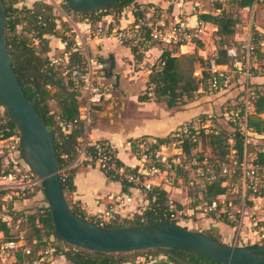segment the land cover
Wrapping results in <instances>:
<instances>
[{"label":"built area","instance_id":"2783aa9c","mask_svg":"<svg viewBox=\"0 0 264 264\" xmlns=\"http://www.w3.org/2000/svg\"><path fill=\"white\" fill-rule=\"evenodd\" d=\"M52 1L55 3L58 20L68 25L70 44L68 48L62 49L61 55L50 57L48 65L59 69L64 79L71 81L78 89L79 95L82 94V106L79 107L78 118L72 121H59L63 132L74 128L77 122L80 123V136L75 146L76 155L67 165L58 169L59 176L84 164L96 165L106 177H110L108 173L111 171L118 179L125 181L137 191L141 195V200L145 199L146 206H142L143 208L129 209L128 213L135 215H142L148 206L147 191L155 186L163 188L164 184L170 185L171 180H180L179 173H189L193 176L187 182L190 186L195 184V178L207 183L221 181L224 191L209 202L198 206L206 213L216 211L229 213L228 194L233 181L237 179L241 184L243 196L264 199V160L261 161L259 157L262 153L264 158V149H257L252 157L251 151L244 144L239 154L234 145L235 133H231L227 138V151L222 157L205 154L194 157L191 153L192 146L189 151L183 149L184 143L196 140L199 129H202L203 133H209L212 130L209 126L215 120H219L217 117H223L230 126L234 127L233 130L241 127L239 135H243L244 141L248 142V137L255 136L246 128L247 115L252 112L248 101H244L241 105L239 102L238 105L226 103L224 110H220L218 114L206 113L204 119L206 124L200 128L193 123L182 124L167 136V142L157 147L154 146L155 140L148 138L130 140V151L139 162L137 166L116 165L118 157L109 141L104 139L89 141L88 132L92 123L93 105L103 95L98 73L104 67L102 59L91 52V42L113 39L121 45L134 48V54L140 56V63L144 53L153 44L178 48L184 53L192 54L197 48L199 27L188 25L187 21L180 17L184 0H164L163 6L151 3L135 7L132 9L131 21L125 24H121L120 19L114 21L112 18H106V15L100 21L91 23L87 17L65 10L61 0ZM250 9L249 6H243L241 11L248 12ZM250 36L249 40L235 39L226 46L224 48L226 57L234 59L240 53L242 58L248 59V53H253L254 50L256 52L257 48L264 52V38H258L253 33ZM198 55L209 72L204 86L205 92H226L230 79L225 65L217 60L218 52H206L202 49ZM254 94L255 90L251 96ZM3 111L4 108L0 105V122H3L1 118ZM88 145L93 147L92 151L87 150ZM198 145L200 147V144ZM168 175H171V179ZM39 199L45 202L44 205H39L38 209L43 212L48 204L42 193L40 179L29 170L20 156L19 134L12 133L4 137L0 133V264H54L52 260L58 255L54 237L44 246L36 247L28 244L22 233L13 235L11 229L13 223L24 221L28 214L33 212L22 209L23 206L29 207L30 202ZM125 199L128 202L130 200L129 197ZM168 204L169 211H173V202L169 200ZM113 206L104 211L96 224L105 226L106 223L115 220L118 213ZM1 224H4L7 231ZM60 255L62 260L56 264H67L64 252Z\"/></svg>","mask_w":264,"mask_h":264},{"label":"trees","instance_id":"16d2710c","mask_svg":"<svg viewBox=\"0 0 264 264\" xmlns=\"http://www.w3.org/2000/svg\"><path fill=\"white\" fill-rule=\"evenodd\" d=\"M3 1L6 7L7 16L6 45L12 56L11 66L18 78L24 95L34 105L40 118L44 121L47 129L52 134L57 167L58 169H61L76 155L75 146L77 144V138L80 136V123L77 122L74 128L63 132L59 125V121H72L78 118L79 103L77 97L79 91L71 81L63 79L56 69L48 65L47 53L50 50V47L47 36L50 35L59 38L64 44V49L68 48L70 44V36L67 33L68 25L67 23L58 20V17L53 13V6L46 0H36L32 3L31 7H27L26 5H21L20 7L16 6L15 4L21 0ZM228 1L239 8L243 6L253 7L264 4V0ZM130 4L134 7H138L135 0H120L108 5L103 10L85 13L72 12L81 15V17H87L91 23L100 21L105 15H110L114 21H118L121 12ZM62 6L65 10L71 11L64 3ZM214 6L220 9L218 13H199L197 15L198 20L214 24L216 35L220 37H232L237 32L236 28H238L239 17L225 11L221 2L216 1ZM19 25L22 27L21 31H17ZM28 30H32L31 35H26ZM252 30L255 36L259 33L260 35L257 37L264 38V31H257L254 27H252ZM131 50L134 54V48H131ZM256 53L258 59L261 62H264V52H261L259 48H257ZM134 58L138 61L140 56L134 54ZM217 60L223 65L229 63V58L226 57L224 48L219 47ZM194 65L201 67L200 77L193 75ZM208 77L209 72L205 67L204 61L200 57L192 54L176 55L171 49L165 48L162 50L157 61L151 65V69L147 75L145 91L138 96V100L164 102L171 108L182 104L185 101L192 99L194 95H197L199 88L206 86ZM261 85L264 88V81ZM48 86L54 88L53 93H50ZM260 89V87L255 88V94L251 96L248 101L252 108V112L247 115L246 128L249 129L257 139H264V118L261 116V114L264 113V91L261 92ZM49 100L55 102L54 108H50L48 103ZM239 103L240 105L244 104V102ZM1 118L3 122H0V133H2L4 137H7L12 133L18 134L16 126L9 119L5 110L3 111ZM215 131V129H212L206 134L203 133L202 129H199L196 135V140L184 143L183 149L189 151L191 146L195 147L200 144V147L202 146L203 148L211 149L216 157H222L227 151L228 144L226 141L228 137L224 136L223 134L225 133L220 129L217 130V132ZM139 138L146 137L141 136ZM234 138V145L238 149L239 154H241L244 144L249 148L248 143L244 141L242 135H237ZM167 141V137L163 140L155 139L156 144H154V146L157 147ZM87 150L92 151L93 147L88 145ZM262 156V153L259 154L261 161L264 160ZM121 164L123 163L118 159L116 165ZM74 170L75 169H71L64 173V175H60V185L62 192L65 195L70 194L74 190ZM108 174L110 176L108 178L117 180L121 183L123 191L127 192L129 187H131L125 181L118 179L117 175H113L111 171ZM203 184L205 202H209L225 189L221 185L220 180H216L212 183L204 182ZM146 199L148 200V206L144 209L142 215H135L132 218L121 217L118 215L115 220L106 223L105 226L114 228L154 223L158 221L176 223V219L172 217L174 210L169 211V199L166 195L165 189L160 186L153 187L151 190L147 191ZM72 203L73 204H69L68 202L74 214L86 221L98 223L100 220L99 216H90L78 205L77 202L72 201ZM174 205L177 209L182 207L179 203H174ZM28 220L33 231V235H30L31 242L28 244L42 247L48 240L53 238V224L49 207H46L43 212L35 210L29 213ZM220 220L228 223L226 219ZM1 226L7 231L4 224H1ZM214 231V228H210L208 233L203 234L219 240L216 234H212ZM54 244L57 248V253L61 254L64 252L60 243L54 242ZM172 251L179 257L191 261L194 264H218L199 256L176 250ZM71 253L78 258L81 264H122L126 261V258L121 256L120 253H116V255L115 253L89 254L80 250H71ZM167 258V261L169 262L168 264H180L168 256ZM67 264L76 263L68 262Z\"/></svg>","mask_w":264,"mask_h":264},{"label":"crops","instance_id":"0c3cea01","mask_svg":"<svg viewBox=\"0 0 264 264\" xmlns=\"http://www.w3.org/2000/svg\"><path fill=\"white\" fill-rule=\"evenodd\" d=\"M34 1L36 0H23L22 4L31 7ZM203 1L205 0H192L186 4L188 6H185V9L181 8L180 10V17L184 18L188 25H198L199 27L197 48L194 50L196 54L200 53L202 49L206 52H218L219 49V46L213 44V40L210 37L211 34L208 35L206 32L207 28H211V32H215V26L210 22L198 20L197 15L204 12L216 14L220 9L215 6L211 10L205 8L202 5ZM135 2L138 6L151 3L161 6L165 4L164 0H135ZM133 8L135 7L130 5L121 12V24L131 21ZM241 8L240 13L242 12V15H246L247 12L241 11ZM250 8V11H252L253 7ZM262 11L264 12V7ZM106 18L111 19L112 17L106 15ZM255 25H251V27H256L257 31H264V28L262 29L260 26ZM250 31L253 32L252 29ZM227 38L228 40H233V42L235 39H246L245 37H238L237 32L232 37ZM49 47L50 50L47 55L50 58L51 56H56L59 52L61 53L64 44L59 38L49 36ZM165 48L171 49L176 55L181 53L178 48L174 49L153 44L144 53L142 63H140L139 60H135L130 47L121 45L113 39L93 40L90 44L91 52L102 59L104 67L98 73V81L102 87L103 95L98 102L94 103L88 138L89 141L100 139L109 141L114 147L118 159L127 166L133 167L139 164L130 151V140L141 136H145L150 140H163L182 124L192 123V121L194 124L198 114L214 113L210 112L212 109L211 103H203V101L219 97L215 103L220 107L221 100L229 96L228 94L221 96L222 92L216 93L215 96L206 92L201 93L203 90L199 89L198 95L200 98H196V100L186 103L184 106L177 105L171 108L164 102L138 100V96L143 93L142 90L146 86L149 71L147 66L154 64ZM200 71L201 68L198 70V77L201 76ZM77 100L81 108L82 94L78 95ZM201 103L203 105H200ZM208 107L210 111L205 109ZM219 107L218 110H221ZM80 108H78L79 112ZM261 116L264 118V113ZM73 184L74 190L68 194L69 198L73 202H77L88 215L93 217L99 216L101 218L104 211L112 205H114L115 211L121 217H125L129 209L135 208L138 203L146 206L145 199L141 200V195L137 191L131 187H129L127 192L123 191L119 181L106 177L96 165H80L76 167L73 175ZM167 187L169 185L163 186L165 191L168 190L169 192L170 190ZM172 188H174V192H176L175 189H181L174 186ZM186 194L185 191L183 195ZM126 197L130 198L129 202L126 201ZM169 197L175 200H179V197L181 198V196L172 197L170 195ZM199 198L201 199L202 197ZM262 218L259 217L255 219L256 221L238 219L237 224L233 223L234 225L220 219H189L186 222L187 225L182 224L188 229L202 233L214 228L219 241L231 243L232 240L239 239L240 241L243 240L241 242H243L244 246L253 243L263 244L264 215H262ZM254 223H257V225H254ZM235 228L237 229L236 231ZM145 255L147 254H140L133 261L132 257L128 258L122 264H168L164 261L158 263L157 259L149 257L150 254L147 259Z\"/></svg>","mask_w":264,"mask_h":264},{"label":"water","instance_id":"95a60500","mask_svg":"<svg viewBox=\"0 0 264 264\" xmlns=\"http://www.w3.org/2000/svg\"><path fill=\"white\" fill-rule=\"evenodd\" d=\"M75 12L103 10L120 0H61ZM6 7L0 0V105L19 134V151L29 170L40 179L53 224V237L64 247V259L81 264L71 250L93 253H132L152 250L180 264H194L172 250L218 264H264V245H230L178 223L158 221L124 227H106L74 214L62 192L51 132L24 95L11 66L6 45Z\"/></svg>","mask_w":264,"mask_h":264},{"label":"rangeland","instance_id":"374dc122","mask_svg":"<svg viewBox=\"0 0 264 264\" xmlns=\"http://www.w3.org/2000/svg\"><path fill=\"white\" fill-rule=\"evenodd\" d=\"M21 0L20 2H18L17 4H15L16 6L20 7L22 4ZM48 3H50L53 6V13L56 15V11H55V3L52 0H46ZM216 1H221L223 3V8L225 9V11H227L228 13L232 14V15H237L239 17V23L240 25H238V28H236L237 33H238V37H245L247 40H249V38L251 37L250 35L253 33L252 31H250L252 29L251 25L256 24L255 26H260L262 29L264 28V12L263 7L264 5H259L257 7L253 6V10L252 11H248L245 14L242 15V12L240 13V8L237 7L235 4L229 2L228 0H205L203 1L202 5L205 8H209L211 10V8H213V6L215 5ZM136 3V2H135ZM188 2L186 0H184L183 2V6L182 9H185V6ZM131 5V4H130ZM129 5V6H130ZM255 7V8H254ZM126 8V7H125ZM262 14V15H261ZM214 25V24H213ZM215 26V25H214ZM240 26V28H239ZM256 28V27H255ZM22 27L19 25L17 27V31H21ZM206 32L208 35H210L211 39L213 40V44L215 46H219L220 48H225L226 46H229L231 44V42H233V40H228L227 37H220L218 35H216V33L213 31L211 32V28H207ZM32 30H28V32H26V35H31ZM50 36V35H49ZM49 36L48 39H49ZM54 38H57L55 36H51ZM235 41V40H234ZM225 46V47H224ZM175 49V48H174ZM179 51V50H178ZM180 54H191V53H184L181 50ZM248 59H244L242 58V56L240 55V53L237 55V57H235L234 59H229V63H227L225 65V69L228 68V77L230 79V84H229V88L226 92H222L221 96H224L226 94H228L229 96H227V98H223L221 100V104L220 107L218 106V104L215 103L217 98H209V100L207 101H203V103H211L212 105V109L210 111V108H205V109H209L210 112H214V114H218L220 113V110H218V107L222 110H224V107L226 106V103H230L231 105H238V102H244V101H249L251 98V94L254 91L255 88L260 87V91H264L263 86L261 85V83L264 81V62H261L258 57H257V53L255 52V50L253 51V53H248ZM57 55H61L60 52ZM192 55L194 56H199L198 54H196L195 52L192 53ZM48 57V55H47ZM51 57H55V56H51ZM48 61H49V57H48ZM206 67V65H205ZM232 67V68H231ZM54 68V67H53ZM148 70L151 69V66H147ZM201 67L194 65V72L193 75L198 77V70H200ZM58 71V73L63 77L61 71L57 68H54ZM237 72H236V71ZM149 73V71H148ZM64 79V77H63ZM140 81V80H139ZM254 81V82H252ZM50 89V93L54 92V88L48 86ZM136 88V85H135ZM199 89H202L204 91H202L201 93L205 92L204 86L200 87ZM145 91V88L142 90V92ZM241 93V94H240ZM215 96L216 93H209ZM203 97V96H202ZM196 98H200L199 95H194L192 97V99L185 101L182 104H179L180 106H184L186 103H189L191 101L196 100ZM50 108H54L55 107V102H53L52 100L48 101ZM200 105H203L202 103ZM210 105V106H211ZM252 109V108H251ZM250 109V112H251ZM217 111V112H215ZM205 117L206 114H198L194 120V125L197 128L202 127L204 124H206L205 122ZM217 119L219 120H215L213 123H211V125L209 126L210 129H215V130H221L222 132H224L225 134H223L224 136L229 137V135H231V133H235V136H240L239 132L240 129L237 127L235 130L233 126H230L224 119L223 117H217ZM193 123V121H192ZM243 136V135H242ZM235 140V138H234ZM248 145L249 148L248 150L251 151V155L250 156H254L256 153H254L257 149H264V139H257L256 136L253 137H248ZM191 153L194 154V157L197 156H202V155H215L211 149L209 148H203L202 146L199 147V145L192 147L191 149ZM181 179L180 180H171V183L169 185V187H167L170 191L168 192V190L166 191V195L168 197V199L170 201L173 202V210H174V215L173 218L176 219V223H178L179 225L183 226V224L187 225V220L189 219H226L228 221L229 224L235 223L237 224L238 219H252V221H256L255 219H258L259 217L262 218V215H264V199L260 200L257 199L256 197H252L249 198L251 196L249 195H242V189H241V184L239 183V180H234L231 186V189L229 190V194H228V201L230 202V206L227 208L229 209V213H223L221 211H216V212H210V213H206L205 211H203L202 208L198 207L201 206L205 203V198H204V182L200 179H194L195 184L193 186L188 185V180L193 178V176L189 173L184 174V173H179ZM185 175V176H183ZM178 176V175H177ZM168 177L171 179V175H168ZM165 185V184H164ZM176 186L178 188L181 189H175L176 192H174V188H172L173 186ZM172 190V191H171ZM186 191V195H183V193ZM179 197L181 196V198L179 197L178 199H173L169 197ZM66 200L69 202V204H73L72 203V199L69 198V195H65ZM183 196V197H182ZM199 197H202L201 199ZM253 199V200H252ZM203 201V202H202ZM47 203V202H46ZM174 203H179L182 205V207L180 209H177L174 205ZM45 202L43 200H37V201H32L30 202V206H23L22 209L24 210H30V211H35L39 209V205H44ZM47 205V204H46ZM21 206V204H20ZM142 204H137L136 207H142ZM46 209V208H44ZM201 213V214H200ZM198 215V216H196ZM133 216H135V213H126L125 217L126 218H132ZM263 219V218H262ZM183 223V224H182ZM264 223V222H263ZM234 225V224H233ZM254 225H257V223H254ZM186 228V227H185ZM11 229L12 232L15 234H23L24 240L27 243L31 242V237L30 235H33V231L30 225V222L28 220V216L27 219H25L24 221H20L19 223L15 222L11 225ZM237 229L235 228V231ZM205 233H208L207 231H204ZM213 235L216 234V232L214 231L212 233ZM243 241V240H241ZM239 239H234L231 241V243H226V244H230V245H239V246H243V242H241ZM62 248L64 249V247L62 246ZM154 253V254H151ZM121 256L125 257L126 259L128 258H133V260H135L137 258V256H140V254H147L145 255L146 258L151 257V258H155L157 259L158 263L161 261H164L165 263H169L167 261V256H164L161 253H158L156 251H152V250H143L142 252H132V253H120ZM116 255V253H115ZM61 255L58 253V255H55V257L53 258L52 262H54V264H56L58 261H61ZM148 259V258H147ZM64 261V260H63ZM69 261L66 260V263H68Z\"/></svg>","mask_w":264,"mask_h":264}]
</instances>
